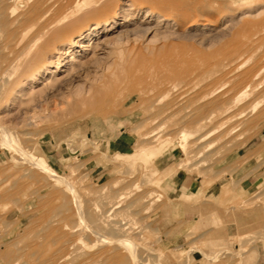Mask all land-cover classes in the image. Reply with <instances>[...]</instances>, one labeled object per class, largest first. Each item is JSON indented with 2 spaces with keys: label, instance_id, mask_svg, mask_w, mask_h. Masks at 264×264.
Instances as JSON below:
<instances>
[{
  "label": "rangeland",
  "instance_id": "obj_1",
  "mask_svg": "<svg viewBox=\"0 0 264 264\" xmlns=\"http://www.w3.org/2000/svg\"><path fill=\"white\" fill-rule=\"evenodd\" d=\"M0 85V264L264 262V0H0Z\"/></svg>",
  "mask_w": 264,
  "mask_h": 264
},
{
  "label": "crops",
  "instance_id": "obj_2",
  "mask_svg": "<svg viewBox=\"0 0 264 264\" xmlns=\"http://www.w3.org/2000/svg\"><path fill=\"white\" fill-rule=\"evenodd\" d=\"M252 162H254V164ZM257 166V159L252 158L250 160V163L240 166L234 170L232 178L238 182L239 192L244 193L245 195L254 192L256 190V187H258L264 181V172H261V170L255 171V168ZM232 178L230 176H227L226 182L229 181L231 183ZM170 186L175 193L177 192L180 195H190L196 194V190H198L197 187H199L200 185L198 186V184L195 183V181L188 177L186 174L177 172V174L172 177ZM212 188L213 187L211 186L210 188L206 189V193L209 195L214 194L215 190H212ZM251 264H264L263 260L260 257V254H258L257 259L252 261Z\"/></svg>",
  "mask_w": 264,
  "mask_h": 264
},
{
  "label": "bare ground",
  "instance_id": "obj_3",
  "mask_svg": "<svg viewBox=\"0 0 264 264\" xmlns=\"http://www.w3.org/2000/svg\"><path fill=\"white\" fill-rule=\"evenodd\" d=\"M127 5V4H126ZM131 5V4H130ZM82 6V5H81ZM80 6V7H81ZM118 7V6H117ZM89 9V8H88ZM84 10V9H83ZM116 10V9H115ZM138 12V11H137ZM149 12V11H148ZM131 16V15H130ZM119 17V16H118ZM149 17V16H148ZM167 17V16H166ZM111 18V17H110ZM166 19V18H165ZM164 19V20H165ZM134 20V19H133ZM94 27V26H93ZM92 30V29H91ZM72 36V35H71ZM73 37V36H72ZM77 39V38H76ZM64 40V39H63ZM69 41V40H68ZM71 41H72V39H71ZM67 45H69V44H67ZM69 47V46H68ZM50 48V47H49ZM262 49V48H261ZM37 50V49H36ZM262 51V50H261ZM68 52V51H67ZM70 53V52H69ZM65 54V53H64ZM73 55V54H72ZM261 62V61H260ZM45 64V63H44ZM57 64V63H56ZM259 65V64H258ZM261 67H263V66H261ZM38 68V67H37ZM38 69H40V67L38 68ZM23 70V69H22ZM256 70H258V69H255V71ZM38 72V71H37ZM7 74H8V72H7ZM28 74V73H27ZM33 74V73H32ZM258 74V72L256 73V75ZM12 76V75H11ZM27 77V76H26ZM6 82V81H5ZM246 84V83H245ZM1 86V85H0ZM4 87V86H3ZM13 88V87H12ZM244 88H246V89H249V92L250 93H253V91H255L257 88H258V85H256V82H255V79L253 78L249 83H247L246 85H245V87ZM13 91V90H12ZM25 91V90H24ZM0 92H2V91H0ZM14 93H16V92H14ZM7 95V94H6ZM248 94H242L241 93V96L239 95V97H237V98H235L234 100H233V105H231V104H226L225 106H226V108L224 109V111L226 110H229L230 108H233L232 106H237L238 104H239V102L240 101H242L243 100V98L244 97H246ZM16 99V98H15ZM219 101V100H218ZM225 103H226V101H224ZM223 102V103H224ZM231 105V106H230ZM255 107H257V106H255ZM254 109V108H253ZM256 109V108H255ZM254 109V110H255ZM223 109H221V111H222ZM231 110V109H230ZM223 112V111H222ZM246 112V111H245ZM243 113H244V111H243ZM222 123V122H221ZM240 123V122H239ZM224 124H226V123H224V121H223V123L219 126V128H222L223 126H224ZM241 125V124H240ZM239 126V125H238ZM236 128H237V125L235 126ZM235 127H233V126H231V127H229V128H227L225 131H224V134H223V136H225V135H229V134H231V133H233V131L235 130ZM239 128V127H238ZM186 138V134L184 133V134H182V135H180L179 136V143H180V148L183 150V152H184V154H185V151H186V149H187V144H185L186 143V141L184 142V139ZM173 141H174V139H173ZM172 141V142H173ZM167 143H169V142H167ZM165 145H167V144H165ZM158 148H161V145H160V147H158ZM155 151H157V150H155ZM186 161H188V159H186ZM189 162V161H188ZM47 163V162H46ZM187 163V162H186ZM43 164V163H42ZM181 165H183V164H181ZM42 166V165H41ZM48 166V165H47ZM189 166V165H188ZM43 167V166H42ZM45 167V166H44ZM71 168H72V166H71ZM187 168V167H186ZM74 169V168H73ZM77 171V170H76ZM71 176V175H70ZM113 194V193H112ZM109 195V194H108ZM115 196V195H114ZM106 197V196H105ZM108 198L107 199H109L110 197H112V196H107ZM114 198V197H113ZM113 200H115V201H117L116 199H112L109 203H110V208L112 209V208H114L115 207V205L116 204H118V203H116V202H114ZM119 202V201H118ZM96 207H98L99 208V206L96 204ZM107 207H109L108 205H107ZM111 216V215H110ZM103 219V218H102ZM109 222V221H108ZM97 223V222H96ZM118 224V223H117ZM117 224H115V225H117ZM120 224V223H119ZM120 226V225H119ZM263 238V237H262ZM174 250V249H173Z\"/></svg>",
  "mask_w": 264,
  "mask_h": 264
}]
</instances>
